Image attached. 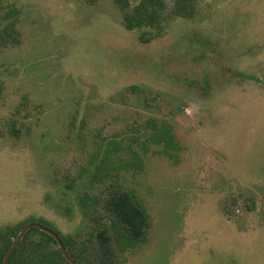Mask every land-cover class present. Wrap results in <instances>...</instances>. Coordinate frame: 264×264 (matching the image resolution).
Here are the masks:
<instances>
[{
	"label": "rangeland",
	"instance_id": "obj_1",
	"mask_svg": "<svg viewBox=\"0 0 264 264\" xmlns=\"http://www.w3.org/2000/svg\"><path fill=\"white\" fill-rule=\"evenodd\" d=\"M13 9L0 227L35 219L83 241L103 222L89 198L115 184L150 221L126 264H264V0H197L146 44L113 0H3ZM149 119L169 124L176 157L148 142ZM111 142L141 169L96 182Z\"/></svg>",
	"mask_w": 264,
	"mask_h": 264
},
{
	"label": "trees",
	"instance_id": "obj_2",
	"mask_svg": "<svg viewBox=\"0 0 264 264\" xmlns=\"http://www.w3.org/2000/svg\"><path fill=\"white\" fill-rule=\"evenodd\" d=\"M94 4L95 0H87ZM118 7L121 25L126 31L144 30L138 37L141 43H149L161 36L169 21L175 18H191L197 0H113ZM135 3L133 4V2ZM0 0V44L7 40L16 41L15 23L18 11L7 10L1 13ZM135 90L134 86L130 87ZM1 90V89H0ZM145 128L150 131L148 142L162 146L163 152L171 158L176 157L170 151H177L178 144L168 123L149 119ZM104 156V174L94 176L99 182L109 174V178L118 181L121 170L141 169L142 160L135 154L133 160L127 161L115 156L120 151L115 142ZM99 179H98V178ZM87 198V197H86ZM91 199L90 206H99L103 216L95 233L90 232L87 238L79 241L75 236H63L55 229L30 219L13 226L0 227V264L16 239L19 231L26 225L35 224L55 233L61 240L69 256L76 264H126L123 254L140 243L147 241L150 227L149 215L134 191L120 185L110 184ZM81 202L89 208L88 199ZM97 211V209H94ZM98 213V212H96ZM8 264H69L57 248L55 240L38 227H31L24 234L18 246L11 253Z\"/></svg>",
	"mask_w": 264,
	"mask_h": 264
},
{
	"label": "water",
	"instance_id": "obj_3",
	"mask_svg": "<svg viewBox=\"0 0 264 264\" xmlns=\"http://www.w3.org/2000/svg\"><path fill=\"white\" fill-rule=\"evenodd\" d=\"M38 227L41 231L49 234L56 242L57 248L60 250V252L62 253L63 257L65 258V260L69 263V264H76L71 257L69 256L67 250L64 248L60 238L53 233L51 230L39 226V225H35V224H29L24 226L18 233L16 239L14 240L13 244L11 245V247L9 248L8 252L5 254L4 258H3V264H8V259L11 255V253L15 250V248L18 246L19 242L22 240L24 234L28 231V229H30L31 227Z\"/></svg>",
	"mask_w": 264,
	"mask_h": 264
}]
</instances>
